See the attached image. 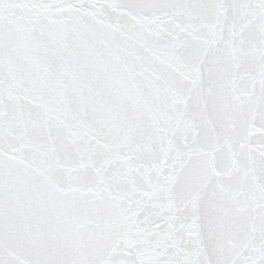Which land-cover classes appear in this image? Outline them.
Returning <instances> with one entry per match:
<instances>
[{
    "label": "water",
    "instance_id": "obj_1",
    "mask_svg": "<svg viewBox=\"0 0 264 264\" xmlns=\"http://www.w3.org/2000/svg\"><path fill=\"white\" fill-rule=\"evenodd\" d=\"M200 201H201V200H200ZM74 259H75V260H74ZM74 259L72 260L73 263L78 262V261H77V260H78V257H77V256H76Z\"/></svg>",
    "mask_w": 264,
    "mask_h": 264
}]
</instances>
